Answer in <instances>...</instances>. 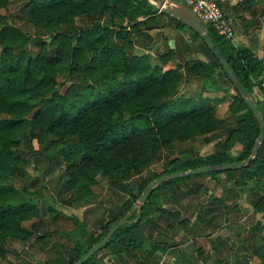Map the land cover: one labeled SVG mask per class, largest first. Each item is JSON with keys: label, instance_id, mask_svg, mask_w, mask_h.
<instances>
[{"label": "trees", "instance_id": "16d2710c", "mask_svg": "<svg viewBox=\"0 0 264 264\" xmlns=\"http://www.w3.org/2000/svg\"><path fill=\"white\" fill-rule=\"evenodd\" d=\"M8 3L9 0H0V9ZM23 6L26 21L50 34V41L39 35L30 38L0 14L1 258L8 253V239L22 243L31 240L36 230L23 223L39 216V199L33 192L8 182L16 168V149L22 140L28 149L33 141L39 147L54 145L50 157L62 167L61 192L57 198L54 196L57 203L71 206L88 198L98 175L109 179L110 191L121 194L122 204L107 212L99 223V234L86 231L74 219L73 247L65 249L64 254L57 253V257H68L65 264H74L99 242L154 179L203 166L237 164L251 155L259 137V124L219 61L191 29L146 0H25ZM77 18H84L83 24L77 25ZM204 26L242 89L250 97L257 89L255 102L264 119V60ZM160 28L183 29L187 38L178 41L177 49L167 44V51L158 55L160 64L152 65L149 53L136 55L133 49L146 46L147 31ZM29 42L38 46L35 56L27 47ZM173 60L177 64L167 66ZM58 77L67 85L63 93L57 88ZM193 77L199 81V93L183 96L179 86ZM218 92L224 95L209 96ZM230 92L233 94L227 111L233 125L228 128L217 118L216 110ZM196 137H204V144L214 141V151L170 160L160 172L143 177L134 194L131 178L148 169L161 151L169 153L175 142ZM235 145L240 148L233 154ZM201 175L210 176L221 187L227 186L223 196L211 201L223 211V219L238 211V199L230 196H237L245 188L253 210L264 212L263 140L256 157L244 167L180 177L155 187L141 207L139 218L129 216L84 264H94V256L100 252H105L113 264L164 262L163 256L170 253L166 240L153 241L148 234L161 231V220L176 223L175 231L169 224L166 226V231H174L175 235L189 232L190 226L179 212L166 209L160 194ZM261 228L256 223L253 233ZM191 234L194 239L200 236L195 230ZM257 235L260 238L250 247L257 262L243 256L232 264H264V234ZM175 260L168 263L188 264L182 253ZM216 264L225 263L219 260Z\"/></svg>", "mask_w": 264, "mask_h": 264}, {"label": "rangeland", "instance_id": "374dc122", "mask_svg": "<svg viewBox=\"0 0 264 264\" xmlns=\"http://www.w3.org/2000/svg\"><path fill=\"white\" fill-rule=\"evenodd\" d=\"M24 2L25 0H9L7 7L0 9V14L4 15L9 24L14 25L30 38L39 35V38L49 42L50 34H44L41 29L34 28L26 21ZM83 21L84 18L75 20L77 25L83 24ZM147 32L149 38L144 40L147 47L136 46L133 49V54L141 55L148 52L152 65L160 64L158 55L167 51V44L176 46L177 49L178 41L181 38H187L183 29L173 31L169 28H160ZM27 47L32 56L37 54V44L29 42ZM176 64L177 61L173 60L167 66ZM57 81L59 82L57 88L63 93L67 85L62 84L60 77ZM199 91V81L194 77L183 81L179 86V93L183 96L191 97ZM232 94L233 92L227 93L226 99L217 105L216 110L217 118L223 120L224 126L228 128L233 125L232 116L227 111ZM216 95L224 94L218 92L209 96ZM255 98L257 97H252L254 100ZM203 140L204 137H196L184 142H175L169 153L161 151L158 159L148 169L129 180L134 194L137 193L138 184L143 177L160 172L170 160H184L195 155L212 153L215 149V142L204 144ZM48 146L39 147L33 141L31 149H28L22 140L16 149L19 158L8 182L19 189L25 187L33 192L34 196L39 199V216L23 223L24 227L36 230L30 241L22 243L17 240H7L8 253L4 258L0 257V264H65L68 257H57V253L64 254L66 253L65 249L68 251L73 247L74 238L71 230L75 227L74 219L76 218L83 224L86 231L97 235L100 232L99 223L106 218L107 212L115 210L123 202L120 193L109 190V179L98 175L96 177L97 185L93 187L92 194L88 198L71 206L57 203L55 201L57 193L61 192L62 188L60 176L62 167L59 161L52 160L50 157V154L54 152L52 149L54 145ZM239 148V145H235L232 153L235 154ZM226 187L217 185L208 175H201L181 181L178 186L160 194L166 209L179 212L180 217L187 220V225L190 226L189 232L175 235L176 223L161 220V231L148 234L153 241L166 240L167 242L166 246L169 247L170 253L163 256L164 262L161 260L160 264L162 262L169 264L168 262H173L175 258V262H177L181 253L185 254L188 264H216L219 260L225 264H232L236 258L240 259L243 256L253 263L257 262L250 253V247L256 244L260 238L257 234H264V212L253 210L249 204L248 188H245L237 196H230L231 199H238V211L226 215L225 221L222 216L223 211L212 205L211 201L213 198L223 196ZM137 206V202H135L131 212L127 215L128 217H136ZM49 207H52V210H49ZM199 218L201 221L197 222ZM209 219L210 221L207 222ZM204 221L206 223H203ZM256 223L262 228L253 233ZM167 224L174 228L172 233L166 231ZM193 230L200 236L194 239L191 234ZM251 233L255 234L254 239ZM38 236H42V238ZM94 264H113V262L105 252H100L94 256Z\"/></svg>", "mask_w": 264, "mask_h": 264}, {"label": "water", "instance_id": "95a60500", "mask_svg": "<svg viewBox=\"0 0 264 264\" xmlns=\"http://www.w3.org/2000/svg\"><path fill=\"white\" fill-rule=\"evenodd\" d=\"M150 5H152L155 9H157L159 12L164 13L168 17H170L173 20L178 21L182 25L186 26L187 28L191 29L193 32H195L198 36L202 38V40L205 42L206 46L209 48L211 53L215 56V58L219 61L221 64L226 76L230 80V82L233 84L235 90L239 93L241 98L243 99L244 103L248 107V109L252 112L253 116L257 120L259 127H260V133L259 137L256 139L254 147L252 149L251 155L248 159L245 161L239 162L237 164H224V165H217V166H203L196 169H189L184 171H178L171 174L160 176L156 179H154L152 182H150L146 188L143 190L139 198L137 199V207H138V214L137 219L139 218V211L141 207L144 205L145 201L149 197L151 191L162 184L165 181H169L172 179L180 178V177H186V176H193L197 175L199 173L207 172V171H220V170H231V169H239L241 167H244L248 165L255 157L258 151V148L260 144L264 140V119L262 114L257 108L256 102L252 97H250L240 86L238 83L232 69L229 67L228 63L223 59V57L220 55L218 50L213 46L211 40L208 37L206 27L200 22V20L194 16L187 8H185L183 5L172 1V0H146ZM131 209L129 212H131ZM128 212V213H129ZM128 213L115 225H113L108 232L103 236V238L94 244L91 248H89L82 257L77 260L74 264H84L87 262L96 252H98L100 249H102L113 233L120 228L122 225H124L127 222V215Z\"/></svg>", "mask_w": 264, "mask_h": 264}, {"label": "crops", "instance_id": "0c3cea01", "mask_svg": "<svg viewBox=\"0 0 264 264\" xmlns=\"http://www.w3.org/2000/svg\"><path fill=\"white\" fill-rule=\"evenodd\" d=\"M219 4L233 21L237 44L264 60V0H220Z\"/></svg>", "mask_w": 264, "mask_h": 264}, {"label": "built area", "instance_id": "2783aa9c", "mask_svg": "<svg viewBox=\"0 0 264 264\" xmlns=\"http://www.w3.org/2000/svg\"><path fill=\"white\" fill-rule=\"evenodd\" d=\"M187 8L200 22L210 26L218 35L236 45L234 24L220 7V0H172ZM259 96L257 89L254 97Z\"/></svg>", "mask_w": 264, "mask_h": 264}]
</instances>
